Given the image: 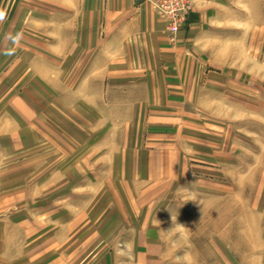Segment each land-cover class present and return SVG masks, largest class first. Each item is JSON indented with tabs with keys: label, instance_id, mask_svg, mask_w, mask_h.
I'll return each mask as SVG.
<instances>
[{
	"label": "rangeland",
	"instance_id": "obj_1",
	"mask_svg": "<svg viewBox=\"0 0 264 264\" xmlns=\"http://www.w3.org/2000/svg\"><path fill=\"white\" fill-rule=\"evenodd\" d=\"M229 2L228 29L186 32L181 79L153 77L166 63L145 79L112 78L94 46L52 69L14 60L41 47L5 48L0 121L21 126L0 133V215H32L39 251L56 261L59 248L82 249L85 264H137L145 248L150 264H264V0ZM180 30L166 22L172 46ZM206 34L228 62L207 59Z\"/></svg>",
	"mask_w": 264,
	"mask_h": 264
},
{
	"label": "crops",
	"instance_id": "obj_2",
	"mask_svg": "<svg viewBox=\"0 0 264 264\" xmlns=\"http://www.w3.org/2000/svg\"><path fill=\"white\" fill-rule=\"evenodd\" d=\"M191 1L192 11L187 25L180 30V43L176 47L170 44L165 35V19L147 0H92L91 7H87L89 2L87 0H56V2L32 0L28 6L23 5L22 0H0V47L2 48L0 62H5L6 57L12 54V52L7 53L6 47L30 46L33 50L34 47H41V51H36L33 58L32 55H23L22 58H20L22 55H19L16 56L19 58L14 57V60L27 63L36 59L49 64L48 67L52 69L51 64L54 62L69 61L65 56L72 47L76 46L80 54L86 47L94 46L96 49L100 48L95 55L94 63L103 61L110 63L111 71H109L112 78L145 79L147 78L143 73L145 70L150 71L158 68L161 63H166L169 65H165L167 69L157 71L153 77L165 78L164 74L168 73L175 79H181L178 74L183 70L188 71L192 62L189 57L183 55L188 47L187 43L191 41L186 38V32L225 30L228 29L229 24L230 0ZM55 6L60 10L54 8ZM33 9L36 10L35 13ZM252 28L255 29V25L249 29ZM27 30L36 34V37L34 36L36 39L23 42V39H11L12 35H9L12 31ZM53 30H57L54 40H44L43 36L52 34ZM206 38L207 59L228 62L230 56L227 52L224 55L222 53L221 58L213 57L219 46L213 44V40L211 43L208 34ZM55 55L62 58H53L52 56ZM44 77L52 76L48 74ZM97 77L105 78L102 74ZM116 90H121V87ZM127 92L129 93V90ZM4 106L0 103V111L6 110ZM4 117L3 121H0V133L11 132L21 126L20 120L18 121L14 115H9L8 118L4 115ZM5 154V150L0 151V157H4ZM4 203L0 201V209L5 206ZM21 213L3 212L0 215V264H85L84 253L79 254L82 249L59 248L61 257L56 261L52 256L53 252L47 254L49 250L39 251V242L35 236L38 233V225L32 219V215L25 216ZM35 216V218L38 216L36 212ZM82 216L81 221L84 223L87 216ZM77 217H80L79 214ZM81 226L83 228V224ZM81 234L85 236L83 230ZM144 235L146 234L138 233L139 238ZM76 236L79 239L80 232ZM130 237L131 234L128 238ZM43 252L49 256H46V260L41 257ZM145 252H147L145 258H141L139 260L141 262L137 264H150L146 248Z\"/></svg>",
	"mask_w": 264,
	"mask_h": 264
},
{
	"label": "built area",
	"instance_id": "obj_3",
	"mask_svg": "<svg viewBox=\"0 0 264 264\" xmlns=\"http://www.w3.org/2000/svg\"><path fill=\"white\" fill-rule=\"evenodd\" d=\"M157 11L166 19L167 30L176 35L188 20L190 0H151Z\"/></svg>",
	"mask_w": 264,
	"mask_h": 264
},
{
	"label": "clouds",
	"instance_id": "obj_4",
	"mask_svg": "<svg viewBox=\"0 0 264 264\" xmlns=\"http://www.w3.org/2000/svg\"><path fill=\"white\" fill-rule=\"evenodd\" d=\"M179 225L183 226L184 228H188V227H186V226H185V225H183V224H179Z\"/></svg>",
	"mask_w": 264,
	"mask_h": 264
}]
</instances>
